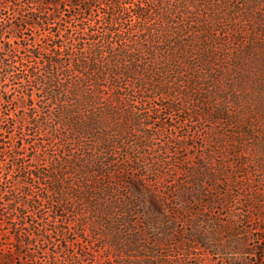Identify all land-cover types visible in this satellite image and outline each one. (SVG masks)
<instances>
[{
	"label": "rangeland",
	"instance_id": "rangeland-1",
	"mask_svg": "<svg viewBox=\"0 0 264 264\" xmlns=\"http://www.w3.org/2000/svg\"><path fill=\"white\" fill-rule=\"evenodd\" d=\"M131 2L0 6V264H264V0H207L153 58ZM96 46L142 69L90 76ZM51 52L81 76L54 95Z\"/></svg>",
	"mask_w": 264,
	"mask_h": 264
},
{
	"label": "trees",
	"instance_id": "trees-1",
	"mask_svg": "<svg viewBox=\"0 0 264 264\" xmlns=\"http://www.w3.org/2000/svg\"><path fill=\"white\" fill-rule=\"evenodd\" d=\"M144 1L146 2L145 6L139 7L136 5V10H134L136 16L142 20L141 24L138 26L137 35L138 37H140L142 42L140 49L147 48L150 58H153L159 53V51H157L156 46L153 47L151 50H148L149 48H151L152 44L151 45L149 44L151 43L150 36H146V34H148V32H151L152 33L151 37L153 39L157 38V39H161L162 41L169 39L170 43H173L178 37H179L178 40H180L181 36L184 35L185 31L189 32V30L191 31L193 29L198 31V28L200 26L199 19H203V18L198 19L199 14L196 13V10L197 8L200 9L202 7L206 8L207 0H144ZM195 1H198V3L194 4ZM217 1L218 0H208L207 3L208 7L206 8L208 9V12L211 10L212 12L217 13L216 10H214V8L211 9V7L209 6V2L215 4ZM126 2L129 3L130 6H132L131 0H0V6L6 7V5H9V7L15 8V5H19L21 6V8L19 9L20 10L22 9V11L24 10V8H27V10L29 11V16L26 18L25 23L27 25L28 24L32 25L34 24V21L37 18V12H40L41 8H48V7L59 8L63 5H66L69 8H73L75 11L77 10L75 13L77 14L79 12L78 15H80L81 12H86L88 10H91L92 6H94V4L96 3L105 4L108 7V12L106 13V17L110 16L107 20L108 23L107 25L109 27H112V25L116 24V21L120 19L121 17L120 14L124 11L123 6L126 5ZM149 5H151V10H150L151 12L149 13L152 14H147L148 9L146 8H148ZM194 5H196V8H194ZM19 14L22 15L21 13ZM76 14H72V15H76ZM162 16L163 17L166 16L169 19V21H167V24L170 27L169 30L166 28H162L160 30V26L159 28H157V26L152 25L153 23H151V21L154 19L152 17H157L159 18V20L160 19L162 20L163 18ZM208 16H211V14L209 13ZM156 21L157 20H155V23ZM204 25L207 24L206 23L201 24V26ZM133 29L134 28L130 29V31L132 32ZM182 29H185V31H180ZM125 49L126 50L124 51L115 52L114 49L111 48V50L108 49V52H106L105 48H100L97 46L93 48L91 57L90 58L85 57L82 60L84 63H88L89 61H91V65L86 66L88 74L92 76L90 74V72H92L95 75V68L97 64L100 65V60L106 61L107 64H111L116 60L118 61L119 59H123V61L125 62H130L129 64L131 65L129 66V68L134 70L142 69L140 64H137L141 59L140 56L138 55L136 58L129 56V55L135 56V53L133 52H129V55L126 56L125 53L128 50L127 48ZM135 50L139 51V49H135ZM48 55H49L48 57L47 56L43 57L45 60L44 67L46 68L47 71L45 72L44 75H42V79L45 78L46 80H49V85L53 87L51 88L52 95H54L56 91L57 94L61 93L62 91L61 89H64L65 86L64 82H62L64 80L59 81L57 75L61 74V76L64 77L65 80L72 76L76 77L77 80H80L81 76H78L77 74L78 72L76 69L62 66L61 63L62 60L68 58H65L63 55L61 56V54H56V53L53 54L52 52L51 54ZM34 57L41 58V55L37 53L36 55H34ZM73 59H75V57ZM107 64H102V65L106 66V68L108 69ZM165 67H167L166 69L167 73L170 70H171L170 72L175 71V69L172 68L170 64L168 65L166 64ZM7 68L10 69L11 64H9ZM156 71L162 73V71L159 69H156ZM90 79L92 78L90 77ZM95 81L97 80L92 79L91 81L93 82L92 83L93 87L97 85ZM92 85H91L92 88L91 93L93 94L94 88L92 87ZM93 99H94L93 96L88 98L89 101H93ZM64 102H66V100ZM60 104L61 102H59V105Z\"/></svg>",
	"mask_w": 264,
	"mask_h": 264
}]
</instances>
